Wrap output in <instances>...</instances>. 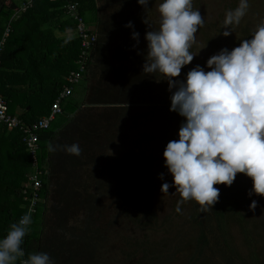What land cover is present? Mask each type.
<instances>
[{
	"label": "trees",
	"instance_id": "obj_1",
	"mask_svg": "<svg viewBox=\"0 0 264 264\" xmlns=\"http://www.w3.org/2000/svg\"><path fill=\"white\" fill-rule=\"evenodd\" d=\"M31 1L32 5L28 6L29 0H0V41L9 24L11 29L0 46V94L8 104V112L30 125L50 113L52 104L68 85L67 77L71 72H81L82 77L72 86L73 93L62 100V113L49 129L40 133V164L47 172L39 192L42 201L31 215L32 222L21 245L24 259L29 253L47 252L54 264H110L102 251L110 231H117L115 226L122 221L118 222L115 214L104 227H96L105 211L103 199L108 198L116 211L118 203L127 210L131 205L142 204L131 202L111 178L120 172L127 180L143 175L152 181L166 170L163 160L158 159L160 145L156 150L146 151L145 144H152L167 134L163 136L158 131L145 140L138 137L140 133H134L141 121L152 122L157 110L163 107L154 93L156 79L162 77L146 76L142 72L147 29L142 20L146 17L153 28L150 17L157 12L161 0H150L146 12L137 0H106L104 15H100L98 0ZM72 3L76 4L75 11L87 23L88 30L97 34L96 45L83 69V64H79L81 40L66 34L76 32L78 26V21L67 13ZM53 12L57 17L47 20V15ZM128 21H132L140 33L139 44L130 37L133 29L124 27ZM56 30L63 35L59 37ZM251 32L244 25L240 35L250 38ZM68 37L71 39L65 43ZM226 43L230 48V42ZM82 81H86L87 86L81 91L77 87ZM82 95L86 97L83 106L77 101ZM74 116L77 119L72 121ZM123 137L132 143L138 141L134 156L113 154ZM22 138L20 129L8 130L0 124V238L6 235L12 223L28 212L29 200L25 197L32 196L30 188H25L31 160ZM72 143L79 144V156L59 149L48 150L49 144L55 147ZM238 178L239 173L235 181L239 185L246 184L242 195L231 193L228 199L221 195L206 213L200 212L194 201L200 231L197 253L208 246L213 252V238L219 241L229 225H237L241 238L246 241V251L250 248L257 251L255 254L251 250V258L256 264H263L256 216L260 214L261 220L264 219V208L260 207L264 205V197L255 194L249 197L251 179ZM214 187L220 189V194L231 191L222 184ZM253 199L258 201L254 212L248 207ZM155 215L151 200H147L132 221L154 234ZM144 240L151 238L145 236ZM145 244L136 240L125 245L127 249L139 251ZM229 248L232 255L234 249ZM151 249L156 251L153 246ZM153 258H159L157 252ZM227 260L225 264H241L232 257Z\"/></svg>",
	"mask_w": 264,
	"mask_h": 264
},
{
	"label": "clouds",
	"instance_id": "obj_2",
	"mask_svg": "<svg viewBox=\"0 0 264 264\" xmlns=\"http://www.w3.org/2000/svg\"><path fill=\"white\" fill-rule=\"evenodd\" d=\"M137 3L146 12L150 0ZM249 8V0H238L235 8L226 10L220 34L228 37L235 32ZM157 11V28H152L146 17L142 20L147 25L142 72L158 74L162 78L157 82H167L169 111L183 118L176 138L166 143L162 153L163 166L172 180L171 184L165 180V172L157 174L164 181L161 192L174 187L179 193L177 213L188 201H195L198 210L206 213L219 200L220 189L214 185L230 187L239 173L252 181L249 197H264V20L250 38L240 39L231 49L222 47L203 66L194 65L181 78L182 68L194 59L190 49L205 20L199 9L193 8V0H161ZM124 27L133 29L130 37L139 44L140 33L133 22ZM58 149L81 154L78 143L48 146L50 152ZM248 207L254 212L258 201L251 200ZM31 222L29 209L0 238V264L18 260L19 264H54L47 252L29 253L24 259L21 245Z\"/></svg>",
	"mask_w": 264,
	"mask_h": 264
},
{
	"label": "rangeland",
	"instance_id": "obj_3",
	"mask_svg": "<svg viewBox=\"0 0 264 264\" xmlns=\"http://www.w3.org/2000/svg\"><path fill=\"white\" fill-rule=\"evenodd\" d=\"M105 1L106 0H98V5L101 8L100 15L105 14ZM237 4L238 0H193V8L199 9L205 23L196 34L195 43L190 49L194 55V59L189 65L182 68L181 78H183V74L194 65L200 64L203 66L206 60L211 55L217 53L222 47L229 48L226 43L227 40L230 42L229 49L238 46L239 43L236 42H239L240 39L247 38L246 36L240 35L244 25H247L251 31H254L256 25L259 24L261 20H264V0H249V11L242 19L241 24L234 30V34L228 37L222 36L220 32L222 31L225 11L235 8ZM150 20L154 22L153 28H157L159 25L158 11L152 13ZM139 61L140 60L137 62ZM85 86H87L86 81H82L77 88L82 91V88ZM154 93H156V97L162 102L161 105L163 107L157 110L154 118H152V122L142 123L141 121L136 131L134 130V133H140L138 137L144 138L145 140L158 131L163 136L167 134L166 137L156 140L152 144H145L146 151L156 150L160 145L158 159L162 161L164 147L170 139L176 138L179 123L183 118L177 113L169 111L170 100L166 81L160 80L157 82ZM84 98H86L85 95H82L80 99H77V101L81 103V106H83ZM164 103L166 104L164 105ZM75 117L76 116L71 117L72 121L77 119ZM57 122H59V119ZM146 123H149V125L147 126ZM129 133H131V131ZM125 139L124 137L122 138V144H119V146L115 148L113 154L123 157L128 155L134 156L133 154L136 153L134 150H137L136 144H139L138 141L132 143L130 140L125 141ZM164 172L165 180L171 184V175L167 173V170ZM115 175L116 176L111 178L114 184H117L126 192L131 202L137 201L142 204L138 206L131 205L130 210H127L125 208L122 209L121 204L118 203L116 211L111 207L112 205L108 198L103 199L105 211L96 227H104L107 221L110 220L109 218L115 214L117 215L118 222L122 221L121 225L118 223L115 226L117 231L114 232V229H110V238L107 239L106 246L102 251V253H104V259H108L110 264H192V262H199L198 264H225L228 261L227 257H232L234 261L241 264H256V261L251 258L254 249L252 248V250L250 248V250L247 249L246 251V241L241 238V232L238 230L237 225H229L223 234L225 237L222 235V237H219V241L213 238L211 241L213 252L208 250V246L202 253H197L196 241L199 238L200 231L196 224L197 215L194 201L181 204L180 207L182 211L177 213L175 208L177 201L180 199L179 193H175L174 187H170L168 192L162 193L160 188L164 181L158 179V177L151 181L143 175H135L133 178L127 180L120 172H116ZM244 177L245 180L248 179V177L243 174H239L238 179L242 180ZM245 185L244 183L239 185L238 181H234L229 187L231 191L228 192L226 190L224 194L221 193L220 196L224 195L223 198L228 199L231 197V193L242 195L243 192L241 190L244 189ZM147 200H151L153 209L156 213V218L153 221L154 234L152 230L139 228L138 225L134 224L132 221ZM256 223L259 228L258 231L261 234L259 249H261V261L264 264V219L261 220L260 214L256 216ZM145 236L150 237L151 240L145 242ZM136 240H140L146 244L139 251H132L126 248L125 244L128 242H136ZM224 240L228 242L224 243ZM151 246H153L156 251H151ZM229 247L234 249L235 254L234 251H232L231 255V249ZM154 252H157L159 258H153ZM221 252L223 253L221 254ZM254 252L255 254L257 253V251ZM239 253H242V255H239ZM223 254L226 255L224 256ZM218 255H221V257H218Z\"/></svg>",
	"mask_w": 264,
	"mask_h": 264
},
{
	"label": "built area",
	"instance_id": "obj_4",
	"mask_svg": "<svg viewBox=\"0 0 264 264\" xmlns=\"http://www.w3.org/2000/svg\"><path fill=\"white\" fill-rule=\"evenodd\" d=\"M28 6L32 5V1L29 0ZM27 6V7H28ZM26 8V7H25ZM23 8V10L25 9ZM76 4L68 6V13L71 18L78 21L77 32L78 37L81 39V56L79 64L81 69L84 67V63L88 60L90 52L94 49L97 42V34L91 33L83 19L75 11ZM10 24L6 27L3 40L0 41V46L4 43L5 38L9 35ZM82 77L81 72H71L67 77L68 85L63 87V90L58 95L51 107V111L48 115L39 118L37 121L30 125L24 123L16 115H11L8 112V104L5 98L0 94V124H4L8 130L20 129L23 133V143L25 144L26 150L30 155L31 170L27 174V181L25 188L32 191L31 198L25 197L29 200L28 211L31 209V215L37 210L38 203L42 201L40 197V190L43 186V175L46 174V170L40 164V133L49 129L52 122L62 113L61 103L62 100L67 98L73 93V85L79 83ZM25 190L24 193L27 191Z\"/></svg>",
	"mask_w": 264,
	"mask_h": 264
},
{
	"label": "crops",
	"instance_id": "obj_5",
	"mask_svg": "<svg viewBox=\"0 0 264 264\" xmlns=\"http://www.w3.org/2000/svg\"><path fill=\"white\" fill-rule=\"evenodd\" d=\"M22 3V2H21ZM57 16L55 15V13L53 12V13H50V14H48L47 15V20H50L51 18L52 19H55ZM56 34L60 37V36H62L63 34L62 33H60V31H58V30H56ZM67 35H70V36H76V32H73V31H68V33H66ZM65 34V35H66ZM18 110H19V112H20V107H18Z\"/></svg>",
	"mask_w": 264,
	"mask_h": 264
},
{
	"label": "bare ground",
	"instance_id": "obj_6",
	"mask_svg": "<svg viewBox=\"0 0 264 264\" xmlns=\"http://www.w3.org/2000/svg\"><path fill=\"white\" fill-rule=\"evenodd\" d=\"M75 3V2H74ZM73 4V3H72ZM71 5V4H70ZM79 5V4H78ZM78 7V6H77ZM77 11V10H76ZM68 13V12H67ZM79 15V14H78ZM80 16V15H79ZM71 18V17H70Z\"/></svg>",
	"mask_w": 264,
	"mask_h": 264
}]
</instances>
